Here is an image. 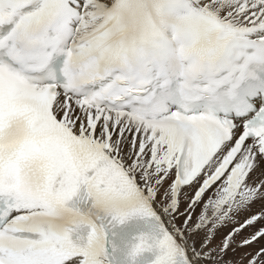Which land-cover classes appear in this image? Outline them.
Here are the masks:
<instances>
[{
    "label": "snow or ice",
    "instance_id": "obj_1",
    "mask_svg": "<svg viewBox=\"0 0 264 264\" xmlns=\"http://www.w3.org/2000/svg\"><path fill=\"white\" fill-rule=\"evenodd\" d=\"M0 264H264V0H0Z\"/></svg>",
    "mask_w": 264,
    "mask_h": 264
}]
</instances>
